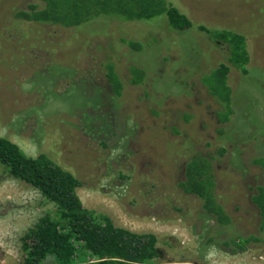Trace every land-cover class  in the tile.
Segmentation results:
<instances>
[{
  "label": "rangeland",
  "instance_id": "rangeland-1",
  "mask_svg": "<svg viewBox=\"0 0 264 264\" xmlns=\"http://www.w3.org/2000/svg\"><path fill=\"white\" fill-rule=\"evenodd\" d=\"M168 1L192 29L176 31L164 15L63 28L15 18L40 0H0V136L70 171L87 209L157 236L161 264H264V231L251 201L264 179L251 163L264 155V0ZM200 25L246 38L248 74L229 73L233 114L226 124L201 83L226 62L225 49ZM131 67L144 71L139 85L130 83ZM200 154L214 159L218 201L232 225H216L179 187L187 161ZM54 210L0 167V264H24L23 238ZM238 237L250 238L243 251L231 245Z\"/></svg>",
  "mask_w": 264,
  "mask_h": 264
},
{
  "label": "trees",
  "instance_id": "trees-1",
  "mask_svg": "<svg viewBox=\"0 0 264 264\" xmlns=\"http://www.w3.org/2000/svg\"><path fill=\"white\" fill-rule=\"evenodd\" d=\"M163 15L176 31L184 32L194 27L193 22L168 0H40V4H29L14 13L20 21L63 28L78 27L96 19L150 21ZM197 28L220 49H225L226 62L204 75L201 83L220 106L219 122L226 124L233 114L229 73L235 68L248 74L246 38L228 30H212L203 25ZM126 44L132 49H142L132 41ZM109 66L108 81L119 95L120 80L115 67ZM130 73L131 84L139 85L143 81L142 69L131 67ZM221 152L223 150L220 155ZM213 160L202 154L190 158L179 187L201 201L203 212L216 225L226 227L232 225V219L218 201ZM251 163L259 166L264 174V155ZM0 167L10 177L33 186L55 206V210L39 218L23 238L24 264H161L157 236L117 227L109 216L87 209L77 193L81 181L46 153L31 157L16 143L0 136ZM251 201L258 209V229L263 232L264 179L254 189ZM249 242L250 238L238 237L231 240V245L243 251Z\"/></svg>",
  "mask_w": 264,
  "mask_h": 264
},
{
  "label": "water",
  "instance_id": "water-1",
  "mask_svg": "<svg viewBox=\"0 0 264 264\" xmlns=\"http://www.w3.org/2000/svg\"><path fill=\"white\" fill-rule=\"evenodd\" d=\"M54 260V259H53Z\"/></svg>",
  "mask_w": 264,
  "mask_h": 264
}]
</instances>
